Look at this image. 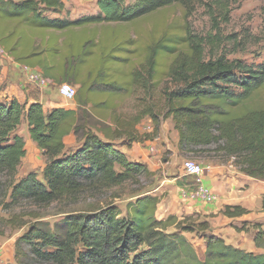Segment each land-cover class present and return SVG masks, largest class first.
Returning <instances> with one entry per match:
<instances>
[{
    "label": "trees",
    "instance_id": "obj_1",
    "mask_svg": "<svg viewBox=\"0 0 264 264\" xmlns=\"http://www.w3.org/2000/svg\"><path fill=\"white\" fill-rule=\"evenodd\" d=\"M177 1L188 0H142L133 7L125 0H99L98 14L70 20L51 18L65 11L63 0H0V47L20 65L41 67L56 85L80 86L77 110L46 114L39 103L27 108L17 101L0 102V180L5 179L0 208L11 212V218H0V236L6 235L2 226H19L14 211L23 203L48 207L99 199L86 212L67 216L62 236L33 224L15 243L18 264H264V225H252L254 244L263 251L257 254L206 234L211 225L199 215L160 220L164 196L153 194L157 174L130 162L91 126L94 117L111 119L117 128L103 130L107 140L133 143L156 138L161 119H172L181 152L233 158L240 173L264 181V65L225 55L208 59L206 47L214 48L218 37L195 35L180 20L168 23L167 11ZM212 3L213 21L229 22L227 1ZM151 18L157 19L153 28L141 31V22ZM165 81L174 87L165 86L158 95ZM126 98L136 102L138 112L118 115L114 105ZM24 118L47 157L43 182L36 173L15 180L26 156L25 141L17 134ZM145 118L154 125L151 134L134 130ZM70 134L81 145L68 152L64 139ZM110 191L112 196L102 200ZM126 192L124 210L116 201ZM221 214L236 219L250 211L225 206ZM201 232L204 260L186 237Z\"/></svg>",
    "mask_w": 264,
    "mask_h": 264
},
{
    "label": "rangeland",
    "instance_id": "obj_2",
    "mask_svg": "<svg viewBox=\"0 0 264 264\" xmlns=\"http://www.w3.org/2000/svg\"><path fill=\"white\" fill-rule=\"evenodd\" d=\"M68 1V11L70 15L77 16L81 13L94 14L97 11L99 12L98 1L99 0H65ZM142 0H125L126 7H133L137 5ZM213 0H188L187 3L177 1L176 7L169 9L167 11L168 23L172 24L177 20H180V23L185 26V28H190L192 33L198 35L202 38L213 39L215 36L218 37L216 45L214 48L212 46H207V57L211 55L220 56L225 55L229 60H239L247 65L254 67H259L264 65V0H226L230 8V19L229 22H225L223 18L213 21L211 17V10L213 8ZM219 11L215 13L217 16ZM60 15L67 16V13L64 12L61 14H53L51 16ZM157 17L160 14H156ZM160 19V17H159ZM157 20L156 18H151V20H144L141 22L140 27L141 31H149L153 28V24ZM219 27V28H217ZM136 29V28H135ZM140 30V29H138ZM132 31H134L132 29ZM213 48V49H212ZM60 86V85H59ZM58 86V88H59ZM168 87H174L172 84H168V81H165L164 84L160 85L158 88V95L161 94L162 90ZM76 87V86H75ZM57 91V87L53 89ZM136 106V102L132 101L125 105V108L133 110ZM135 110V109H134ZM160 110V107H159ZM157 137H161L160 150L163 154V162H169L167 176L176 175V177H181L178 180V183L182 182L186 185L188 184L193 190L198 189L199 183L197 182L198 178L187 177L186 180L183 171V164L186 161H194L200 164L203 167L215 163L220 165H225L228 163H233L234 159L229 160L224 159L221 155L215 153L212 154H190L183 153L179 150V147H175L176 151L167 149V140L169 145H177V132L174 129V124L172 119L163 120L161 119L159 134ZM156 137V138H157ZM235 167V166H234ZM236 168V167H235ZM237 169V168H236ZM30 173H36L38 179L43 182L42 172H28L25 170V164L20 165L15 176L16 182L24 180ZM157 174L156 177H158ZM164 175H162L163 177ZM1 184L5 182V179L0 180ZM194 186V187H193ZM198 186V187H197ZM248 187V186H246ZM114 191H110L108 196L105 195L101 197L102 200H106L107 197L112 196ZM165 196V195H164ZM128 192L126 196L121 200H117L116 204L125 210L126 204L128 203ZM109 199V198H108ZM251 199H254V196H251ZM263 199L264 195L261 196L262 200V209H263ZM9 202L10 200L7 199ZM99 199L97 198H83L78 204H68L66 202L55 203L48 207H37L30 203L21 204L14 211L18 218L21 219L17 222V225H24L23 227H11V226H2L5 229L6 235L0 236V246L2 249L3 263L2 264H18L14 256V261H8V254L14 253L15 255V243L16 241L27 233L30 230V227L33 224H38L44 230H50L53 233H56L60 236L63 235L65 228L62 225L63 220L75 213L86 212L92 205L97 204ZM105 201L100 202V205L103 206ZM225 208V207H224ZM223 208V209H224ZM157 216L162 218L160 205L158 207ZM223 211V210H222ZM200 216L201 221H208L211 225V230L206 232L208 235L217 236V234L222 237L225 236L227 243L232 244L234 247L242 245L246 251H249V243L252 238V225L248 223L249 229L245 234L238 233L236 228H242L245 223H237L235 226V221L227 220L223 217L219 218L217 221V228H213L211 220L215 215L203 216L199 213L178 217L180 220H183L184 217L190 216ZM222 215V214H221ZM223 216V215H222ZM0 218L9 219L11 218V212L5 211L0 208ZM166 219V218H165ZM28 224V225H25ZM256 224V223H254ZM232 228V229H231ZM255 231V230H254ZM171 232H175L173 229ZM203 234H186L188 240L196 248L198 255L202 260L205 259V249L206 242L203 239ZM216 234V235H215ZM28 250V247H24ZM255 253H263L262 250L257 249ZM27 253V252H26ZM2 259V260H3ZM29 263V260H27Z\"/></svg>",
    "mask_w": 264,
    "mask_h": 264
},
{
    "label": "crops",
    "instance_id": "obj_3",
    "mask_svg": "<svg viewBox=\"0 0 264 264\" xmlns=\"http://www.w3.org/2000/svg\"><path fill=\"white\" fill-rule=\"evenodd\" d=\"M63 1L65 3L64 13H67V16L55 15L51 16V18L67 17L70 20H75L81 16H90L99 13L98 11L94 14L81 13L74 17L68 11V1ZM33 78H35V81ZM58 86L55 84V81L45 77V73L41 67L34 66L33 68H29L20 65L0 47V102L9 103L11 101H17L27 108L39 103L43 106L46 114L59 108L77 110L78 105L75 100L68 101L59 92L53 90L57 87L58 91ZM73 86H76L77 90L80 87L79 85ZM132 101L134 100L127 98L117 101L114 106L116 108L119 107L118 115L137 113L138 108L136 106H134L135 110L133 109L131 111L125 108V105ZM91 126L95 132L98 131L96 133L101 139L107 143H111L130 162L143 164L151 172L161 174L156 177L157 184L153 190V194L155 195H165L160 204L162 218L157 216L160 220L170 215L183 217L199 213L203 216L215 215L211 219L213 220L212 225L215 229L217 228L216 223L221 217L228 221L234 220L235 226H237V223L264 225V210L262 209L261 200V196L264 195V181L255 180L243 175L234 167L233 163L225 165L212 163L207 165V167H203L204 174L197 180L199 187L196 191L190 186L179 185L178 180L182 176L166 175L168 174L167 170L170 163L163 162V152L160 150L161 137L133 143H129L125 139H116L109 142L102 132L103 130H116L117 127L111 119L105 120L94 117L92 118ZM134 130L140 134H151L154 131V125L150 118H145L141 123L135 125ZM17 134L23 137L25 141L26 156L22 161V164H25V170L41 173L46 166L47 157L31 139L26 118L23 119ZM177 139L176 146L169 145V141L167 140L168 150L176 151L175 147L178 148L179 145L178 133ZM64 142L68 152L76 151L81 145L75 134L67 136ZM162 175L164 176L162 177ZM183 175L185 176V174ZM205 190H209L215 196L213 201H207L203 196ZM251 196H254V199H251ZM225 206H241L250 211V214L236 219H229L221 215V211ZM216 216H219V218ZM251 233L252 238L248 245V252L255 253V251H258L254 244L256 231L253 230ZM242 234L245 233L243 232ZM217 235L225 240V236ZM238 247L245 250L242 245ZM2 254L0 246V264L4 261ZM14 256V253L8 254V261L13 262Z\"/></svg>",
    "mask_w": 264,
    "mask_h": 264
},
{
    "label": "built area",
    "instance_id": "obj_4",
    "mask_svg": "<svg viewBox=\"0 0 264 264\" xmlns=\"http://www.w3.org/2000/svg\"><path fill=\"white\" fill-rule=\"evenodd\" d=\"M33 80L35 81V78H33ZM58 92L68 101H74L77 95L76 87L68 83L60 85ZM183 171L185 176L195 177L198 179L204 174L203 166L194 161L184 162ZM203 196L207 199V201H213L215 199V196L209 190H205Z\"/></svg>",
    "mask_w": 264,
    "mask_h": 264
}]
</instances>
